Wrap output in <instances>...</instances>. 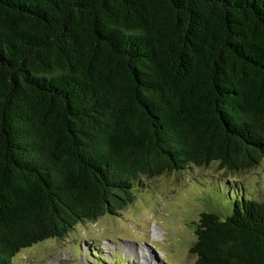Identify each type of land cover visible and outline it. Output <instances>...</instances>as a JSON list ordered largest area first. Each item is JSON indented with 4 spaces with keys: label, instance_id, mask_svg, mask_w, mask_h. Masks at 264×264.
<instances>
[{
    "label": "trees",
    "instance_id": "obj_1",
    "mask_svg": "<svg viewBox=\"0 0 264 264\" xmlns=\"http://www.w3.org/2000/svg\"><path fill=\"white\" fill-rule=\"evenodd\" d=\"M263 160L264 0H0V264L147 178ZM195 235L198 264H264V197Z\"/></svg>",
    "mask_w": 264,
    "mask_h": 264
},
{
    "label": "rangeland",
    "instance_id": "obj_2",
    "mask_svg": "<svg viewBox=\"0 0 264 264\" xmlns=\"http://www.w3.org/2000/svg\"><path fill=\"white\" fill-rule=\"evenodd\" d=\"M145 180L141 194L123 210L81 221L62 239L23 249L15 264H198L190 248L200 212L222 214L244 195L262 199L264 160L238 174L218 170L213 163L183 176L165 173ZM227 182L240 185L239 193ZM128 247H135L133 254ZM139 249L147 260L134 256ZM99 257L103 263L94 260Z\"/></svg>",
    "mask_w": 264,
    "mask_h": 264
},
{
    "label": "bare ground",
    "instance_id": "obj_3",
    "mask_svg": "<svg viewBox=\"0 0 264 264\" xmlns=\"http://www.w3.org/2000/svg\"><path fill=\"white\" fill-rule=\"evenodd\" d=\"M159 230V229H158ZM160 232V230L159 231H156L155 232V235H157V233H159ZM160 235V234H159ZM158 236V235H157ZM129 248V252H131L132 253V251H133V249H135V247H128ZM134 253V252H133ZM132 253V254H133ZM134 256L135 257H137V258H140V259H143V260H147V259H145L146 257H145V254H144V252L141 250V249H139L138 250V252L136 253V254H134ZM150 260V259H149ZM155 264H158V263H155Z\"/></svg>",
    "mask_w": 264,
    "mask_h": 264
}]
</instances>
